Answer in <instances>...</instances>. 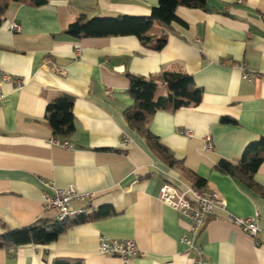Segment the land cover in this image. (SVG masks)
Listing matches in <instances>:
<instances>
[{"label": "crops", "instance_id": "1", "mask_svg": "<svg viewBox=\"0 0 264 264\" xmlns=\"http://www.w3.org/2000/svg\"><path fill=\"white\" fill-rule=\"evenodd\" d=\"M157 1H11L5 9L0 69L24 86H2L0 234L54 218L44 210V179L93 193L70 206L94 217L68 226L46 244L0 248V264H124L98 252L100 235L135 241L140 254L128 264H195L199 255L201 264H264V244L227 219L257 214L264 230V159L248 180L214 168L219 159L237 162L247 143L264 136V0H206L207 10L179 5L175 13L183 23L155 21L148 32L152 40L166 36L159 50L132 35L64 33L80 15L146 16ZM166 71L189 74L202 89L198 104L159 109L146 121L174 164L123 115L133 104L128 73L154 81L157 98L168 93L161 77ZM244 71L251 80L242 77ZM63 94L73 98L74 131L66 139L54 136L45 118L47 103ZM223 116L235 122L224 123ZM53 138L69 146L52 144ZM194 175L205 179L201 190L226 201L198 235L191 233L187 216L158 196L164 183L183 189Z\"/></svg>", "mask_w": 264, "mask_h": 264}, {"label": "trees", "instance_id": "2", "mask_svg": "<svg viewBox=\"0 0 264 264\" xmlns=\"http://www.w3.org/2000/svg\"><path fill=\"white\" fill-rule=\"evenodd\" d=\"M11 1L29 2L41 5L46 0H0V23L8 4ZM188 8H200L207 10L206 0H158L152 6L146 16H134L120 14L109 17L78 16L71 22L64 33L73 38L108 37V36H135L142 45L159 50L166 43V36L160 35L152 40L148 34L155 21L162 24H170L180 21L176 13L177 6ZM128 93L133 99V104L123 111L128 125L139 131L150 142L153 148L169 164L177 161L169 153L166 147L158 142L156 137L146 128L149 117L159 109H178L190 105H196L202 97V89L195 85L193 77L186 73L162 72L161 77L168 88L166 96L154 97L156 83L142 76L129 74ZM73 98L69 95H60L50 100L45 109V118L52 134L60 139H66L74 131V114L72 111ZM221 121L233 123L234 119L223 116ZM264 159V136L250 141L243 149L240 159L233 163L226 159H219L214 168L243 179H250ZM205 179L197 175L193 176L192 187L200 189ZM99 212V211H98ZM96 216V215H95ZM94 217V216H92ZM91 216L77 215L74 219L65 218L61 221L55 218L38 220L28 225L14 228L0 234V248L7 246H21L26 244H46L56 239L58 235L72 224L82 223ZM54 264H83L79 260L56 262Z\"/></svg>", "mask_w": 264, "mask_h": 264}, {"label": "built area", "instance_id": "3", "mask_svg": "<svg viewBox=\"0 0 264 264\" xmlns=\"http://www.w3.org/2000/svg\"><path fill=\"white\" fill-rule=\"evenodd\" d=\"M10 27L13 31L19 30V25L16 22H11ZM242 77L251 80V77L245 71ZM5 82L12 83L18 89L24 86L22 79L13 77L0 69V101L5 98V92L2 87ZM50 142L62 147L69 146L66 140L53 138ZM205 147H211L209 141L206 142ZM40 183L43 187L42 202L44 210L46 213H53L54 218L58 221L80 215L79 211L72 209L70 206L71 201L79 198L91 199L93 196V193H78L72 186L58 187L45 179L41 180ZM158 196L163 203H166L190 219L189 228L193 235L199 234L216 208L224 209L226 206V201L220 198L217 193L196 189L192 186L179 189L169 183H164L159 189ZM227 219L245 232L254 243L264 244V230L258 225L257 214L249 217H237L228 214ZM182 241L191 244V240L187 236H183ZM97 250L101 254L118 256L124 264H128L133 257L140 254V249L133 239L115 240L109 239L104 235L98 237ZM201 259L202 256L199 255L195 264H201Z\"/></svg>", "mask_w": 264, "mask_h": 264}]
</instances>
